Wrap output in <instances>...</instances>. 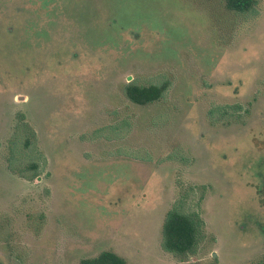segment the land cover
I'll return each instance as SVG.
<instances>
[{
  "label": "rangeland",
  "instance_id": "rangeland-1",
  "mask_svg": "<svg viewBox=\"0 0 264 264\" xmlns=\"http://www.w3.org/2000/svg\"><path fill=\"white\" fill-rule=\"evenodd\" d=\"M130 82L166 90L138 106ZM17 113L46 161L31 181L6 164ZM173 206L204 223L194 255L161 247ZM103 251L264 260V0H0V264Z\"/></svg>",
  "mask_w": 264,
  "mask_h": 264
},
{
  "label": "trees",
  "instance_id": "trees-1",
  "mask_svg": "<svg viewBox=\"0 0 264 264\" xmlns=\"http://www.w3.org/2000/svg\"><path fill=\"white\" fill-rule=\"evenodd\" d=\"M227 11L246 14L251 13L257 0H222ZM166 86H140L127 83L123 93L133 104L147 106L159 101ZM13 131L7 145L6 164L11 172H16L20 178L31 181L40 175L39 162L45 165V158L41 156L36 144V133L25 121L22 113L15 117ZM34 154V155H32ZM28 157L24 162L22 159ZM31 171V172H30ZM204 223L196 213H184L177 206H173L166 214L161 228V247L174 257L194 255L203 239ZM78 264H128L122 257L111 251H103L93 258H86ZM264 264V260L261 262Z\"/></svg>",
  "mask_w": 264,
  "mask_h": 264
}]
</instances>
